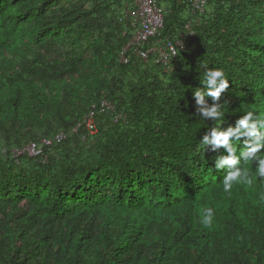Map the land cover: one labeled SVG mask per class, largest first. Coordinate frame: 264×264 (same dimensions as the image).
I'll return each mask as SVG.
<instances>
[{
	"label": "trees",
	"instance_id": "1",
	"mask_svg": "<svg viewBox=\"0 0 264 264\" xmlns=\"http://www.w3.org/2000/svg\"><path fill=\"white\" fill-rule=\"evenodd\" d=\"M155 1L138 50L180 43L169 69L122 61L135 0H0V264H264V178L223 192L226 152L200 144L264 113V0ZM205 65L229 79L217 121L197 113Z\"/></svg>",
	"mask_w": 264,
	"mask_h": 264
},
{
	"label": "clouds",
	"instance_id": "2",
	"mask_svg": "<svg viewBox=\"0 0 264 264\" xmlns=\"http://www.w3.org/2000/svg\"><path fill=\"white\" fill-rule=\"evenodd\" d=\"M204 67L206 68L202 79L204 87L194 90L197 113L204 119L217 121L224 115L221 110L223 104L219 101L222 94L229 89V79L222 68H207L206 65ZM208 98L213 101L211 105L208 103ZM242 138L247 140L244 148L240 149L237 155L233 141H240ZM200 144L205 146V149L211 146L212 151L223 148L226 152V155L215 158V167L219 172L228 169L227 175L220 182L223 192L230 194L234 185L251 187L257 179L264 178V113L247 111L237 120L235 127L224 129L215 126L203 136ZM249 163L255 165L254 170L250 171L244 166ZM260 200L264 202V195H261ZM214 219V209L203 207L200 223L205 228L211 229Z\"/></svg>",
	"mask_w": 264,
	"mask_h": 264
},
{
	"label": "built area",
	"instance_id": "3",
	"mask_svg": "<svg viewBox=\"0 0 264 264\" xmlns=\"http://www.w3.org/2000/svg\"><path fill=\"white\" fill-rule=\"evenodd\" d=\"M191 2L193 12L201 13L205 7L206 0H189ZM132 25L136 27L137 32L134 38L129 42L125 49L121 52L123 62H127L126 52L130 47H136L134 52L142 59H147L150 54L155 55L156 64L169 69L172 59L177 55V48L180 43L172 44L167 42L164 44L156 43L155 46L149 48L146 52H140L138 47L143 44H148L149 41L156 39L163 28V17L155 0H135V11L132 13ZM190 26H187L189 28ZM111 109L110 105L106 107ZM92 115V114H91ZM65 139L64 134H58L53 140H42L40 144L30 143L23 150L16 152V156L23 152L30 157H37L42 154V149L45 146H50L53 142L61 143Z\"/></svg>",
	"mask_w": 264,
	"mask_h": 264
}]
</instances>
